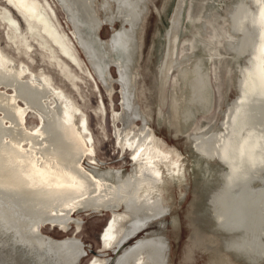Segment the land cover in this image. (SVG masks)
<instances>
[{
	"label": "water",
	"instance_id": "obj_1",
	"mask_svg": "<svg viewBox=\"0 0 264 264\" xmlns=\"http://www.w3.org/2000/svg\"><path fill=\"white\" fill-rule=\"evenodd\" d=\"M0 264H264V0H0Z\"/></svg>",
	"mask_w": 264,
	"mask_h": 264
}]
</instances>
